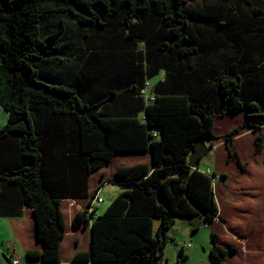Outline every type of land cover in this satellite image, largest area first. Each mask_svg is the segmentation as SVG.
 Wrapping results in <instances>:
<instances>
[{"label":"trees","instance_id":"trees-1","mask_svg":"<svg viewBox=\"0 0 264 264\" xmlns=\"http://www.w3.org/2000/svg\"><path fill=\"white\" fill-rule=\"evenodd\" d=\"M0 107V207L33 222L31 260L74 237L66 264H164L179 219L220 215L197 142L231 161L251 128L263 150L264 0H0ZM109 184L126 188L99 213ZM212 238L211 264L237 252Z\"/></svg>","mask_w":264,"mask_h":264},{"label":"crops","instance_id":"crops-1","mask_svg":"<svg viewBox=\"0 0 264 264\" xmlns=\"http://www.w3.org/2000/svg\"><path fill=\"white\" fill-rule=\"evenodd\" d=\"M248 136L250 135H246V137ZM238 141L233 144V147L236 149V151H238ZM241 153L242 152L239 154V158L241 157ZM253 154L254 153L252 152V158ZM258 155H260L258 158H253L254 161L252 162V169H248L250 161L243 162L246 168H242L237 162V165H235L237 170L233 169V171L223 173L226 174V177H223V179L218 182L220 187L219 190L221 192L216 193V197L220 207L221 215L226 222V228L213 224V226H211L212 231L218 235V242L221 246L235 247L238 251L234 255H229V257H221L223 260L221 264H264V151ZM235 157L238 158V155L235 154ZM242 169H246L249 172L242 171L236 175L239 177L233 178L234 174ZM250 172L253 175V178L257 179L256 185L252 186V179L247 181V179L251 178ZM232 178L234 182L231 185ZM248 183L250 184L249 187L241 189L242 184L247 185ZM220 194L232 195L231 201L225 200L220 203ZM7 207L8 206L6 205L3 206V208ZM7 212L8 211L1 210L0 207V217L5 218L4 223L0 222V235L5 232L6 229H8L10 233V228L14 226V230L11 231V233L12 238L15 237L18 241L15 245L17 250L15 253L11 252L10 245L7 246L6 241H3L1 244L2 254L0 255V264H6L7 261L14 256L20 258L24 264H45L41 259L31 260L27 254V250L29 249L42 250L44 248L43 245H40V241L36 236L34 224H31L33 222L29 220L31 223H28V220L20 219L21 217L19 218L18 215L16 217L4 216L3 214H7ZM68 222H70V219H68ZM181 223L184 224V226L182 230L178 231V233L181 235L190 236L191 233H195V231L200 229L204 221L201 218H193L188 222L182 221ZM177 228L178 224L177 226L173 227L170 232L173 233L175 230H177ZM69 230L71 232H75V229L72 225H70ZM9 233H5L3 240L9 238ZM78 233L79 231H77V234ZM68 238L65 239V243L63 245L65 250L63 262L58 264H66L71 262V246L72 243L75 242V238L73 237L69 240ZM173 238H175V236ZM184 251L186 253V250ZM207 262L209 261H201L202 264H206Z\"/></svg>","mask_w":264,"mask_h":264},{"label":"rangeland","instance_id":"rangeland-1","mask_svg":"<svg viewBox=\"0 0 264 264\" xmlns=\"http://www.w3.org/2000/svg\"><path fill=\"white\" fill-rule=\"evenodd\" d=\"M248 16V15H246ZM9 119V113L6 112L2 107H0V127L3 126L7 120ZM237 119L239 121H237ZM241 119L246 120V115L244 114H239V115H229L226 118L224 117H216V134L219 136H225L226 132L230 131L231 129L235 128L234 126L242 121H240ZM237 121V122H235ZM237 127V126H236ZM247 128L243 129L240 131V133H238L235 136L234 139V143L236 141H238L237 143V150L239 151H234L233 155L235 156L238 155V157L240 156V152L241 153V157H240V161L241 162H247L250 161V164L248 165V169L251 168L252 169V165H253V161L254 159L258 158L260 155H258V153L255 152V144H254V140H255V136L257 135L258 131H254V130H246ZM247 133V134H246ZM246 135H250L248 137H246ZM240 136V137H238ZM237 138H242V139H237ZM236 140V141H235ZM215 144H214V151L208 152L207 154H204L203 159L200 161L199 166L202 169H206L207 167H211V171L212 169L215 170L217 173H228L229 171H233V169H236L237 165V157L234 158L231 161H228V149L225 145L226 141L225 139L221 138L219 140H215ZM235 149V148H234ZM236 150V149H235ZM264 151V148L262 150V152ZM252 152L253 154V158H252ZM261 152V153H262ZM206 153V151H205ZM260 154V153H259ZM131 158H135L133 156L127 157L126 160H129ZM253 159V160H252ZM239 166L240 163L238 162ZM246 168V167H244ZM242 171H247L246 169H242L239 170L237 173L234 174V177H239L236 176L238 175L240 172ZM249 172V171H247ZM251 174V172H250ZM233 178H232V182L231 185L233 184ZM250 179L253 180L252 182V186L257 184V179L253 178V175L251 174V178L247 179V181H249ZM219 180L217 179L216 181V193H220L221 191L219 190ZM236 182V181H235ZM250 184L248 183L247 185H241V189L247 188L249 187ZM126 187L123 185H115V184H109L107 185V187L103 188L101 190V197L103 198V202L98 203L100 206L97 208V211L99 213L104 212V210L108 207V205L112 202V200L114 199L115 195H117L119 192H121L122 190H124ZM219 199H220V203L225 201V200H230L232 199V195H228V194H220L219 195ZM202 219V218H201ZM5 218L0 217V222L4 223ZM189 220H191L190 218H181V220L179 219L178 222L173 226H177L178 224V228L177 230H175L173 233L169 232V235H173L170 237H174L175 236V240L169 239V242L165 248V262L164 264H202L201 261L203 260H207L209 262H207L206 264H211L212 258H211V250L213 247V240H212V227H207L206 225L204 226L203 224L201 225L200 229L195 231V233H191L190 236L188 235H181L180 233H178V231L182 230L184 224L181 223V221L184 222H188ZM31 223V222H30ZM223 224L221 222H218L217 226H222ZM29 227L31 228V226L29 225ZM172 227V228H173ZM4 233V234H3ZM0 235V255L2 254V247L1 244L3 241H6L7 246L10 245L11 247V252L14 253V247L17 244V239L14 237L12 238V233L9 230L6 229L5 232H3ZM5 233H9V238H6L5 240H3V238L5 237ZM168 233V231L166 232V234ZM69 239H72L71 237H69ZM181 245H183L185 247L186 253L189 255L188 258H179L180 256V247ZM191 255V256H190ZM229 257V256H228Z\"/></svg>","mask_w":264,"mask_h":264},{"label":"clouds","instance_id":"clouds-1","mask_svg":"<svg viewBox=\"0 0 264 264\" xmlns=\"http://www.w3.org/2000/svg\"><path fill=\"white\" fill-rule=\"evenodd\" d=\"M253 130V129H251V128H247L246 130ZM264 129V128H263ZM232 130V129H231ZM230 130V131H231ZM254 131H257V130H254ZM229 132V131H228ZM263 135H264V132H263V130L262 131H260ZM227 133V132H226ZM258 133H259V131H258ZM257 133V134H258ZM247 134V133H246ZM256 137V136H255ZM219 140V139H218ZM206 143V142H205ZM216 142L214 141L213 142V146H211L210 147V144L208 145L207 143H206V146H207V149H206V151L209 149V151L208 152H211V150L213 151L214 149H211L210 150V148H213L214 147V144H215ZM254 144H255V141H254ZM225 145H226V143H225ZM227 147V146H226ZM263 148H264V145H263ZM235 150V149H234ZM236 151V150H235ZM205 154V153H204ZM259 154V153H258ZM235 157V156H234ZM236 158V157H235ZM233 160V159H232ZM238 162L240 163L241 161H240V158L238 157ZM243 163V162H242ZM244 164V163H243ZM240 166L242 167V168H244L245 167V164H244V167L241 165V163H240ZM216 170H212L211 171V169L209 170V172H215ZM217 173V172H216ZM218 175H217V178H215V182L217 181V179L220 181L221 179H223L221 176H219V174H223V173H217ZM224 175H226V174H224ZM215 192H216V184H215ZM99 196H101V195H99ZM217 198V197H216ZM96 199H98V196H97V198ZM98 201H99V199H98ZM101 202H103V200L101 201ZM100 201H99V203H101ZM217 203H218V201H217ZM218 207H219V204H218ZM219 213H220V215H219V217H217L216 218V220H214L213 221V223H212V226H213V224L214 225H217L218 224V222H221L223 225H222V227H224V228H226V222H225V220H224V218L222 217V215H221V212H220V207H219ZM203 225L205 226V223H203ZM207 226V225H206ZM207 227H209V226H207ZM218 236V235H217ZM174 240H175V238H174ZM212 240H213V238H212ZM217 243L219 244V242H218V239H217ZM220 245V244H219ZM221 246V245H220ZM223 247V246H222ZM224 248H230V247H224ZM233 248H235V247H233ZM180 249H183V250H185V247L183 246V245H181V247H180ZM237 249V248H236ZM17 249H16V246L14 247V253H15V251H16ZM238 252V251H237ZM236 252V253H237ZM235 253V254H236ZM13 255V254H12ZM231 255H234V254H231ZM227 256H229V255H227ZM14 257H16V256H14ZM220 257H225V256H223V255H220ZM179 258H183V257H181V256H179ZM12 259V258H11ZM10 259V260H11ZM10 260H8L7 261V263L10 261ZM223 261V260H222ZM21 262H22V260H21ZM6 263V264H7ZM22 264H24L23 262H22ZM221 264V263H220Z\"/></svg>","mask_w":264,"mask_h":264},{"label":"water","instance_id":"water-1","mask_svg":"<svg viewBox=\"0 0 264 264\" xmlns=\"http://www.w3.org/2000/svg\"><path fill=\"white\" fill-rule=\"evenodd\" d=\"M207 149L206 143L204 140H199L197 142V146L195 148V150L193 151L192 155H191V165L195 166L198 163V159L200 156L203 155V153H205Z\"/></svg>","mask_w":264,"mask_h":264},{"label":"built area","instance_id":"built-area-1","mask_svg":"<svg viewBox=\"0 0 264 264\" xmlns=\"http://www.w3.org/2000/svg\"><path fill=\"white\" fill-rule=\"evenodd\" d=\"M99 201L101 202L102 199L99 198ZM7 264H22L21 259L18 257H13Z\"/></svg>","mask_w":264,"mask_h":264}]
</instances>
